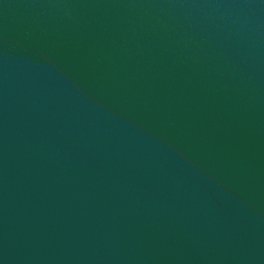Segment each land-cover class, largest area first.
<instances>
[{"label":"water","instance_id":"1","mask_svg":"<svg viewBox=\"0 0 264 264\" xmlns=\"http://www.w3.org/2000/svg\"><path fill=\"white\" fill-rule=\"evenodd\" d=\"M0 264H264V0H0Z\"/></svg>","mask_w":264,"mask_h":264}]
</instances>
